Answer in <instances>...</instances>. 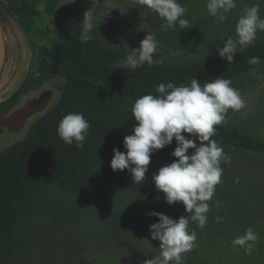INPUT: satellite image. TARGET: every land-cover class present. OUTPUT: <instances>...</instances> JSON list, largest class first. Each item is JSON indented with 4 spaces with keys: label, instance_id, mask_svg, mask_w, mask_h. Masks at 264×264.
<instances>
[{
    "label": "trees",
    "instance_id": "1",
    "mask_svg": "<svg viewBox=\"0 0 264 264\" xmlns=\"http://www.w3.org/2000/svg\"><path fill=\"white\" fill-rule=\"evenodd\" d=\"M0 1L14 18L22 19L20 26L28 39L41 42L37 48L32 47L31 72L10 97L0 100V114L44 82L56 81L61 86L57 100L28 126L25 135L0 149V264H40L28 252L29 231L40 221L43 211L56 204L71 209L66 212V225L78 219L82 224L97 220L115 238L136 241L150 235L149 225L158 218L146 215L135 202L142 197L164 195L155 189L152 174L176 159L170 155L176 142L173 139L151 154L141 185L133 182L127 169L113 171L112 150L126 151L123 137L131 134L135 124L133 103L145 94L159 95L155 92L159 83L186 85L191 77L202 85L217 76L230 79L231 86L242 94L250 71L259 69L264 74V31L257 32L254 46L236 52L233 62L228 63L219 56L217 46L222 47L229 36L237 38L235 25L243 8L231 10L226 21L217 23L208 13L198 12L191 0H178L187 8L183 18L192 26L179 29L177 25L175 30L163 31L158 14L135 1L131 12L143 18L140 37L153 33L159 49L180 51L190 54V58L183 62H155L151 67L145 64L132 71L117 66L128 52L106 38L105 23L94 26V38L87 43L79 39L81 29H57L50 37L37 23V17L41 6L54 8L58 0ZM256 5L264 18V1ZM252 56L260 57L262 63H248ZM230 111L227 123L216 126L213 139L231 157V163L221 164L222 182L215 186V194L207 202V224L200 228L195 222L192 231L224 238L245 261L250 255L232 241L264 218L261 185L248 180L245 168V163L264 158V134L232 122ZM68 113H82L90 123L83 148L67 145L57 135L58 122ZM102 207L103 211H96ZM216 217L221 221L217 222ZM253 252L252 259L264 264V244L260 239Z\"/></svg>",
    "mask_w": 264,
    "mask_h": 264
},
{
    "label": "clouds",
    "instance_id": "2",
    "mask_svg": "<svg viewBox=\"0 0 264 264\" xmlns=\"http://www.w3.org/2000/svg\"><path fill=\"white\" fill-rule=\"evenodd\" d=\"M72 2L65 0L63 4ZM136 2L158 14L163 21L160 25L163 31L175 30L177 25L179 29L192 26L188 19L183 18L187 8L178 0ZM205 6L217 23H223L237 3L236 0H206ZM81 21L79 39L87 43L94 38L95 10L89 8L84 11ZM258 31H264V18L260 15L259 5L245 7L235 25L237 38L229 36L222 47L217 46L219 56L228 63L233 62L236 52L255 45ZM158 46L155 35L148 32L139 47L131 48L117 66L132 71L145 64L151 67L156 62L153 54L157 53ZM248 63L260 65L262 61L260 57L252 56ZM155 92L159 95L145 94L133 103L131 112L135 124L131 134L125 135L122 141L126 151L113 148L110 167L113 171L127 169L133 182L141 185L146 179L151 154L175 139L176 145L170 155L176 159L159 167L152 174V181L169 205L181 202L185 212L191 216L173 219L158 211L145 213L158 218L149 225V230L151 238L159 241L160 252L158 256L145 260L144 264H183V254L190 252L197 240V233L189 231L190 219L197 222L198 227H205L209 212L207 202L213 198L215 186L222 182L221 164L231 161L223 147L213 139L216 126L227 123L228 110L241 109L244 101L240 92L231 86V80L219 76L203 85L193 77L186 85L159 83ZM89 129L90 123L82 113H68L58 122L56 131L65 144L83 148ZM215 219L221 221L220 217ZM258 239V234L248 227L232 243L243 247L245 253L251 255Z\"/></svg>",
    "mask_w": 264,
    "mask_h": 264
},
{
    "label": "rangeland",
    "instance_id": "3",
    "mask_svg": "<svg viewBox=\"0 0 264 264\" xmlns=\"http://www.w3.org/2000/svg\"><path fill=\"white\" fill-rule=\"evenodd\" d=\"M135 1L98 0L97 3V0H73L72 3L63 4L65 0H58L54 8L40 7L37 23L46 29L50 37L57 29L77 31L81 29L84 11L89 8L94 9L95 26L102 20L101 23H105L107 27L106 38L111 44L129 52L131 48H138L142 40L139 35V26L143 18L131 12ZM263 1L236 0L235 9H244ZM191 2H194L198 12L208 13L205 6L206 0H191ZM21 20V18H14L0 1V59L3 50L2 37L3 45L6 44L9 50L7 56L9 63L6 70L9 71L12 64L15 66L16 76L13 81L17 78L26 60H31V67L34 65L32 47L37 48L41 44L37 38L28 39L20 26ZM153 58L159 63L183 62L190 58V54L158 48ZM15 61L16 64L13 63ZM13 81L5 85L3 92L0 93V100L10 95L15 87L11 85ZM58 85L56 81L44 82L38 88L28 92L15 107L23 105L27 99L38 96L43 90H53L54 95L48 104L51 106L59 96ZM243 90L241 96L244 106L239 110L231 109L230 120L247 125L264 134V74L259 69L250 71ZM41 112L30 117L21 131H5L0 134V149L21 139L28 126L40 116ZM245 164L249 175L248 180L261 185V193L264 194V158L255 163ZM163 197L164 195L142 197L135 204L146 212L158 211L173 219L186 215L190 218L191 214L185 212L181 202L169 205ZM62 205H52L44 210L40 221L34 223L29 231L28 252L34 255L40 264H144L145 260L159 255V241L153 240L150 235H145L136 241L115 238L113 234H108L109 229L106 227L107 231L97 220L82 224L78 219L75 223L67 222L68 225H66V212H70L71 209ZM103 210L104 207L96 211ZM194 223L195 221L190 219L189 231H192ZM251 228L264 244V218ZM254 254L255 252H252L249 258H245V262L227 240L216 236L207 237L201 232L197 233L195 247L183 254L185 257L183 264H258L257 260L252 259Z\"/></svg>",
    "mask_w": 264,
    "mask_h": 264
},
{
    "label": "flooded vegetation",
    "instance_id": "4",
    "mask_svg": "<svg viewBox=\"0 0 264 264\" xmlns=\"http://www.w3.org/2000/svg\"><path fill=\"white\" fill-rule=\"evenodd\" d=\"M9 50L6 48V44L3 45V50H2V54H1V59H0V93L3 92V88L5 87V85L11 81H13V78L16 76V71H15V66L12 64L11 68L9 71H7V66L9 61L7 60V56H8ZM14 64H16L17 62H13ZM31 60L28 59L26 60V62L24 63L23 67L21 68L17 78H15V80L13 81V83L11 84L12 86H15L12 91L10 92V95H8L7 97L3 98L6 99L8 97H10L15 91L16 89L20 86V84L22 83V81L27 77V75L31 72ZM61 89V86L58 85V90ZM44 91V90H43ZM42 91V92H43ZM53 91V90H52ZM30 92V91H28ZM27 92V93H28ZM27 93H25L22 97H20L18 100L15 101V103H11L10 104V110H5L3 113L0 114V134H2L5 131H9L7 129V127L4 125V120L5 118L9 115V113H11L14 109H16L19 106L15 105L17 104V102H19ZM54 95V94H53ZM53 97V96H52ZM1 99V100H3ZM52 99V98H51ZM50 99V100H51ZM28 100V99H27ZM39 113V112H38ZM37 114V113H36ZM32 117V116H31ZM10 132V131H9Z\"/></svg>",
    "mask_w": 264,
    "mask_h": 264
},
{
    "label": "water",
    "instance_id": "5",
    "mask_svg": "<svg viewBox=\"0 0 264 264\" xmlns=\"http://www.w3.org/2000/svg\"><path fill=\"white\" fill-rule=\"evenodd\" d=\"M3 46V39L1 37ZM54 92L52 90H44L38 96L28 99L23 105L14 109L4 120V125L10 132H19L25 126L27 120L38 112L48 107L50 99Z\"/></svg>",
    "mask_w": 264,
    "mask_h": 264
}]
</instances>
